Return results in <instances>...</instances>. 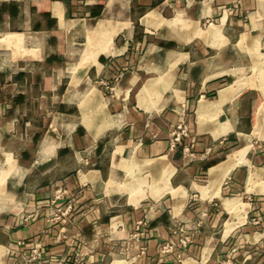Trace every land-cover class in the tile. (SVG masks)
I'll return each mask as SVG.
<instances>
[{
  "label": "crops",
  "instance_id": "1",
  "mask_svg": "<svg viewBox=\"0 0 264 264\" xmlns=\"http://www.w3.org/2000/svg\"><path fill=\"white\" fill-rule=\"evenodd\" d=\"M263 55L264 0H0V264H264Z\"/></svg>",
  "mask_w": 264,
  "mask_h": 264
},
{
  "label": "rangeland",
  "instance_id": "2",
  "mask_svg": "<svg viewBox=\"0 0 264 264\" xmlns=\"http://www.w3.org/2000/svg\"><path fill=\"white\" fill-rule=\"evenodd\" d=\"M261 66L263 67L264 66V55H263V58H261L259 60ZM258 69L256 68V73H257ZM250 73L252 74V70L250 69ZM263 77V75H261ZM250 82V80H236L234 81L233 83H236L237 85H239V88H243L245 87V85H247L248 83ZM49 88V86H48ZM61 119H64L63 117H59ZM59 118H56L53 120L52 124H51V131H56V129L59 127V125L61 124V119L59 120ZM189 120H188V117L187 115H184L182 116L179 121L176 123V125L174 126L173 130L171 131V137H170V149L171 150H175V149H178L179 147H182V150L183 151H186V152H191V147L188 146V145H185V142L184 140L186 138H189L190 137V132H189V129H190V126H189ZM179 137V139H178ZM174 142H175V145H174ZM43 144L41 143L40 144V147H42ZM44 151L43 150H39L38 154L41 156V154L43 153ZM51 155V156H55L54 154V149L50 150L48 152V155ZM39 157V156H38ZM54 159V157H53ZM38 161V159H37ZM36 161V162H37ZM52 161V159H51ZM89 163V161H88ZM3 171V174L5 176V179L8 181L7 183H5V185L3 186L2 188V185L0 186V203H5L7 202L8 200L12 201L14 199V196H15V191L13 188H15L16 186H18L19 184V180H14V178H22V176H24L26 174V171L25 170H19V168L17 167V165H11L9 168L7 169H2ZM14 182V183H13ZM15 186V187H14ZM63 195H64V192L63 190L58 193V196L59 198H63ZM142 237V236H141ZM135 238H133L131 240L132 244L130 246V248L132 250H134V252L138 250V247H139V244H141V242L139 241H136L134 240ZM40 245V247L43 249V245H41L40 243H37ZM36 245V244H35ZM35 245L33 246V248H31L30 250H27L26 252H22L21 254V258L24 260V261H27V258H31L32 254H33V250H34V247ZM127 249L128 245L125 246ZM122 249H123V246H122ZM43 257V253H42V256ZM111 260V259H110ZM112 261V260H111ZM28 262V261H27ZM34 262V261H32ZM106 264H109L106 263ZM111 264H129L127 260H124V257H119V258H116Z\"/></svg>",
  "mask_w": 264,
  "mask_h": 264
},
{
  "label": "built area",
  "instance_id": "3",
  "mask_svg": "<svg viewBox=\"0 0 264 264\" xmlns=\"http://www.w3.org/2000/svg\"><path fill=\"white\" fill-rule=\"evenodd\" d=\"M178 139H179V137H178ZM174 145H175V142H174ZM137 224H138L137 228H136L137 232L135 234H133V238H135L136 241L141 242V244H139L138 250H137V252H135V255L141 256L142 254H144L146 252V249H147V245L144 242H142V240H141L142 237L145 235L144 226L146 223L143 220H141ZM180 241H181V244L183 247H187V245L190 242V239H189V237L184 236V237L180 238ZM173 249H174V245L171 243H167L163 246L162 251L168 252V251L173 250ZM42 253H43V249L40 247L39 244H36L34 247L33 254H32L31 258H27V261L32 262L34 260L41 259Z\"/></svg>",
  "mask_w": 264,
  "mask_h": 264
}]
</instances>
